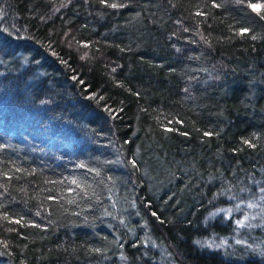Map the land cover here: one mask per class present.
<instances>
[{
	"label": "trees",
	"instance_id": "obj_1",
	"mask_svg": "<svg viewBox=\"0 0 264 264\" xmlns=\"http://www.w3.org/2000/svg\"><path fill=\"white\" fill-rule=\"evenodd\" d=\"M0 264H264V0H0Z\"/></svg>",
	"mask_w": 264,
	"mask_h": 264
},
{
	"label": "rangeland",
	"instance_id": "obj_2",
	"mask_svg": "<svg viewBox=\"0 0 264 264\" xmlns=\"http://www.w3.org/2000/svg\"><path fill=\"white\" fill-rule=\"evenodd\" d=\"M243 226L245 225L246 226V224L244 223V224H242ZM251 225V223L249 222V221H247V226H250Z\"/></svg>",
	"mask_w": 264,
	"mask_h": 264
}]
</instances>
